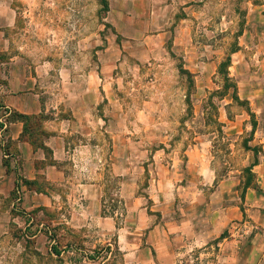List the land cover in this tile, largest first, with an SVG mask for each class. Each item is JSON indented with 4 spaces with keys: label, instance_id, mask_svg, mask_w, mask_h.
Returning a JSON list of instances; mask_svg holds the SVG:
<instances>
[{
    "label": "crops",
    "instance_id": "0c3cea01",
    "mask_svg": "<svg viewBox=\"0 0 264 264\" xmlns=\"http://www.w3.org/2000/svg\"><path fill=\"white\" fill-rule=\"evenodd\" d=\"M15 1L0 0V200H13L0 222L14 216L28 227L84 229L99 245L128 251L126 264H187L193 251L211 248L219 254L201 251V264L263 262L264 191L241 199L231 182L216 186L202 143L185 160L168 155L167 132L158 141L164 97L148 91L157 80L144 84L143 72L177 58L170 69L203 81L227 53L238 96L264 121V0H243L241 13L237 0H105L99 34L83 31L77 50L69 41L51 49L18 41ZM53 28V37L66 38ZM235 32L228 52L221 38ZM259 131L251 133L264 151ZM109 194L125 199V224L105 204ZM248 212L257 224L241 240L237 226ZM246 241L252 253L231 252Z\"/></svg>",
    "mask_w": 264,
    "mask_h": 264
},
{
    "label": "rangeland",
    "instance_id": "374dc122",
    "mask_svg": "<svg viewBox=\"0 0 264 264\" xmlns=\"http://www.w3.org/2000/svg\"><path fill=\"white\" fill-rule=\"evenodd\" d=\"M242 1L237 0L238 13L242 12ZM37 2L36 0L33 6L27 7L24 0L15 1L18 7V30L25 37L23 39L20 35L18 41L32 44L33 48L35 45H47L51 49V47L57 48L58 44L63 46L70 42L77 50L78 42L82 39L81 33L86 30L93 35L99 34L104 22L105 0H39ZM58 25L60 31L66 36L65 39L58 40L57 36L53 37V27ZM25 31H30L29 35L24 36ZM73 33L75 38L68 40V35L73 36ZM237 35L238 33L235 32L233 37H222L220 46L229 52L233 44L237 46L239 42ZM226 55L227 53L221 62L225 60ZM179 62L177 58L158 59L156 63L159 67L143 72L144 84L148 80H157V87L150 88L148 91L164 97L163 114L157 120L162 127L158 141L164 144L166 138L161 135L167 132L168 143L172 146L168 155L176 152L183 160H185L186 149L196 143H202L216 173L215 185L231 182L241 199H244L245 193L249 190L264 191V171L260 169L259 173H256L254 168L251 175L245 172V168L253 161L254 151H248L244 147L245 144L251 147L257 146L258 162L264 164V151L259 143V135L255 136L251 133L253 126L256 125V129H260L259 132L263 134L264 140V121L250 116L244 106L235 102L225 107L229 96L221 97L220 92L225 79L223 75L218 74V71L212 78L204 75L203 81H199V76L196 78L197 76H188L181 70L170 69L172 64L175 67L179 65ZM230 74H233V71H230ZM231 76L236 84L235 76ZM218 90L220 92H217ZM219 123L223 126H219ZM133 138L135 141H140L141 135L137 134ZM171 150L174 151L171 152ZM261 170L263 175L260 174ZM248 178H250L251 187L245 191L244 186ZM214 189L209 188L206 191L209 193ZM12 201L0 200V219L3 218V213L9 209ZM105 201L110 209H118L120 214L123 213L119 222L125 224V199H117L116 196L109 194ZM150 204L151 202L148 203ZM249 214L250 212L246 213L242 225L237 226L241 240L242 236L251 237V233L245 232L250 225L257 224ZM47 220H50L49 224H51V219ZM22 222H16L14 216L9 224L0 222V264H126L127 262L128 251L119 249L118 244L114 248L101 246L98 239L89 237L84 229L71 231L63 227L55 231L51 226L42 229L28 227V218H24ZM245 223L248 227L243 226ZM257 231L258 229L254 230L252 237ZM111 241L113 243L115 238L113 237ZM249 246L250 243L246 241L243 246L240 244L230 251L233 254L247 255L252 253L255 245L253 244L252 248ZM258 248L262 250L259 256L262 257L263 262L258 261L252 264H264V245ZM209 250L201 251L210 253L211 258L219 254L218 248ZM201 251H193L188 256L187 264H201L199 261ZM207 256L209 257V255H203L204 260Z\"/></svg>",
    "mask_w": 264,
    "mask_h": 264
},
{
    "label": "trees",
    "instance_id": "16d2710c",
    "mask_svg": "<svg viewBox=\"0 0 264 264\" xmlns=\"http://www.w3.org/2000/svg\"><path fill=\"white\" fill-rule=\"evenodd\" d=\"M105 8H106V2H105ZM230 63H231L230 56H227L225 58V60L221 63V65L218 69V74L224 76L225 83L222 86V92H220V90H218L217 92H220L222 98H224L228 95H231L233 102L237 103L238 105L244 106L246 111L253 117L254 114L250 110L249 103L246 100L242 101L240 99V97L238 96L237 84H235V82H233L232 78H230L229 71H228V67H229ZM181 72L188 75V76L192 75L191 73H189L188 71H185V70H181ZM17 117H19L21 119L23 118L25 120L29 119V118L24 117V116H17ZM219 126L222 127L223 124L219 123ZM255 130H256V125L253 126L252 133H254ZM244 147L248 151H254V154L256 157L255 162L251 166H248L245 168V172L249 173L251 175L254 166L258 165V163H259L258 162V152L256 150V147H251V146H249V144H245ZM247 181L248 182L244 186L245 191L251 187L250 178H248Z\"/></svg>",
    "mask_w": 264,
    "mask_h": 264
}]
</instances>
